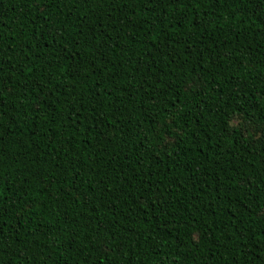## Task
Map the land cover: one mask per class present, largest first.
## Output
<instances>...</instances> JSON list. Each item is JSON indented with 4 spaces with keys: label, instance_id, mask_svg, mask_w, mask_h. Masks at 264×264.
Listing matches in <instances>:
<instances>
[{
    "label": "trees",
    "instance_id": "1",
    "mask_svg": "<svg viewBox=\"0 0 264 264\" xmlns=\"http://www.w3.org/2000/svg\"><path fill=\"white\" fill-rule=\"evenodd\" d=\"M0 264H264V0H0Z\"/></svg>",
    "mask_w": 264,
    "mask_h": 264
}]
</instances>
